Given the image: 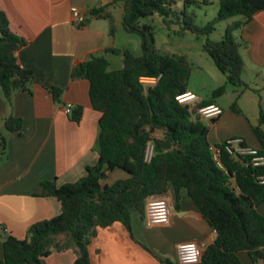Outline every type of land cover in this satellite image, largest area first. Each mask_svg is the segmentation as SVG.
<instances>
[{
  "label": "trees",
  "instance_id": "trees-1",
  "mask_svg": "<svg viewBox=\"0 0 264 264\" xmlns=\"http://www.w3.org/2000/svg\"><path fill=\"white\" fill-rule=\"evenodd\" d=\"M115 1L122 5L124 32L140 38V54L126 48H108L71 71V79L88 81L90 104L100 114L97 163L87 167L85 175L72 184L41 183L38 195L56 198L60 213L31 225L23 239L5 235L1 228L0 264H45L44 259L53 252L69 249L75 254L74 264H90L87 248L98 229L120 223L130 233L131 216L144 215L147 199L166 197L171 192L178 207L181 191L216 233L199 264H242L239 252H246L253 264L264 260V216L258 212L264 203V165L254 167L249 158H234L224 150L225 141L214 144L220 149L219 161H214L208 129L196 115L197 109L215 104L213 99L225 92L226 84L213 91V99L194 107L179 104L176 97L188 93L191 64L185 56L163 54L156 46L153 23L143 22L157 17L167 30L178 27L181 36L190 33L208 37L219 23L232 20L223 38H207L202 51L228 84L247 88L242 79L243 44L234 33L264 11V0H218L215 18L204 25L197 24L196 9L209 5L208 0H182L181 8L176 7L177 0ZM107 8H92L89 16L108 20L113 36L114 18ZM25 44L10 30L6 15L0 11V90L7 104L15 93L29 92L38 82L32 71L17 62L16 53ZM107 56L120 57L122 67L112 69ZM141 77L158 80L146 86L140 83ZM50 92L58 101L61 90L52 88ZM81 114V107H76L70 118L78 122ZM3 126L8 133L19 134L21 119L7 116ZM263 126L264 112L260 108L257 125L252 129L262 156ZM163 141H169L172 149L162 150ZM150 142L154 149L147 163L145 153ZM0 148L5 149L2 137ZM114 169L122 170L128 178L112 185L102 184Z\"/></svg>",
  "mask_w": 264,
  "mask_h": 264
},
{
  "label": "crops",
  "instance_id": "crops-1",
  "mask_svg": "<svg viewBox=\"0 0 264 264\" xmlns=\"http://www.w3.org/2000/svg\"><path fill=\"white\" fill-rule=\"evenodd\" d=\"M112 2L0 0V11L6 15L10 30L26 42L16 53L17 62L32 71L38 81L31 85L29 92L15 93L10 104L0 90V138L5 139V149L0 148V233L3 228L5 235L23 239L31 225L57 216L61 205L54 197L38 195L41 183L72 184L85 175L87 167L97 163L100 114L90 104L88 81L71 79V71L91 56L114 48L110 43L113 37L110 22L89 16L92 8L107 6L116 21ZM72 7L86 14L83 26L73 25ZM121 18L122 10L120 22ZM238 32L235 38L243 44L240 49L244 61L242 79L246 77L243 81L248 85L244 89L252 90V85H259L264 91V11L256 13ZM52 88L61 90L58 101L50 92ZM188 93L195 95L189 88ZM195 97L194 105L204 101ZM67 104L73 109L81 107L78 122L71 120V114H65L63 107ZM256 105L254 120L258 122L260 108L264 112V98ZM10 115L21 119L19 134L4 129L3 119ZM223 116L221 110L214 118L216 122L210 121L211 131L224 120ZM219 137L213 139L214 144H221L233 136L219 134ZM207 139L211 144L208 135ZM241 139L249 148H260L251 131L244 132ZM126 178V173L114 169L102 184L112 185ZM165 198L171 207L168 225L148 227L144 213L142 217L131 216L130 233L120 223L98 229L87 248L90 264H164L165 261L179 264L176 252L179 243L198 241L205 242L208 247L214 242L215 231L185 191H181L178 207L174 205L171 192ZM258 212L264 216V203L258 207ZM237 256L242 264H253L246 252H239ZM2 257L0 241V259ZM74 261L71 249L54 252L44 259L45 264H74ZM256 264H264V260Z\"/></svg>",
  "mask_w": 264,
  "mask_h": 264
},
{
  "label": "rangeland",
  "instance_id": "rangeland-1",
  "mask_svg": "<svg viewBox=\"0 0 264 264\" xmlns=\"http://www.w3.org/2000/svg\"><path fill=\"white\" fill-rule=\"evenodd\" d=\"M201 1V0H197ZM209 5H201L196 9L197 24L204 25L213 20L218 11V0H208ZM113 14L116 18L114 21L115 33L110 40L116 48L129 49L133 54L139 55L141 52L140 38L136 34H128L124 32L119 20V15L122 10L121 3L113 0ZM176 7H182V0H177ZM144 23L152 22L155 31L154 38L156 46L163 54L173 56H185L192 67L188 88L194 92L202 100L213 99L212 93L219 86L226 84L225 92L214 98L215 104L224 112V120L220 122L214 130L211 131L210 121L201 119L202 123L208 129V136L212 145L213 139L218 140L219 134L221 136L232 135L230 138H240L244 132L253 131V126L257 125L255 122L256 103L264 98V91L260 89L259 85H252V90H246L243 87L230 85L226 82V77L217 69L212 59L202 51V46L207 38L219 41L223 38L224 31L232 20L224 21L216 26L215 31L208 37H196L190 33L184 36L178 34V27H171L167 30L162 24L161 20L154 17L152 20L147 18L143 20ZM111 26V25H110ZM238 31L234 33L238 37ZM111 61L112 69H119L122 67V59L115 56H107ZM246 81V77L243 78ZM264 130V126L262 127ZM242 134V135H241ZM151 148L149 147V152ZM54 253V252H53Z\"/></svg>",
  "mask_w": 264,
  "mask_h": 264
},
{
  "label": "built area",
  "instance_id": "built-area-1",
  "mask_svg": "<svg viewBox=\"0 0 264 264\" xmlns=\"http://www.w3.org/2000/svg\"><path fill=\"white\" fill-rule=\"evenodd\" d=\"M71 21L74 26H83L86 22V14L79 9L72 7L70 9ZM157 78H145L139 79L143 85H153ZM179 104H185L194 107L195 95L186 93L184 95L176 97ZM66 115L72 113L73 106L67 104L63 107ZM221 114V109L215 105H209L197 109L196 115L199 119L203 118L206 121L218 117ZM200 119V120H201ZM243 141L240 138H230L224 143V150L236 159L249 158V163L252 166H263L264 156L260 155L257 149L249 148L242 145ZM149 147L151 148L149 152ZM154 145L150 142L147 145L145 153V162L149 163L153 156ZM209 150L212 154L213 160L218 162L220 157V149L215 145H210ZM171 220V207L169 201L165 197H151L147 199L145 204V224L148 227L166 226ZM207 245L205 242L187 241L181 242L176 246L177 260L179 264H199L203 252L206 250Z\"/></svg>",
  "mask_w": 264,
  "mask_h": 264
},
{
  "label": "water",
  "instance_id": "water-1",
  "mask_svg": "<svg viewBox=\"0 0 264 264\" xmlns=\"http://www.w3.org/2000/svg\"><path fill=\"white\" fill-rule=\"evenodd\" d=\"M160 148L162 150H170L172 149V145L169 141H163L161 144H160Z\"/></svg>",
  "mask_w": 264,
  "mask_h": 264
}]
</instances>
